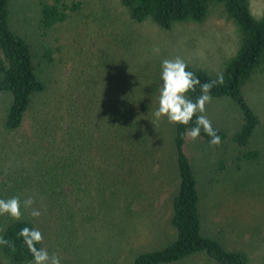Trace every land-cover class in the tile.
<instances>
[{
  "label": "trees",
  "instance_id": "1",
  "mask_svg": "<svg viewBox=\"0 0 264 264\" xmlns=\"http://www.w3.org/2000/svg\"><path fill=\"white\" fill-rule=\"evenodd\" d=\"M36 1L39 3V27L46 32L78 14L83 6L80 0ZM117 1L133 25L150 22L165 31L178 23H202L212 8L222 7L227 19L235 24L240 42L235 56L220 72L223 83L215 85L210 95L230 98L239 107L242 125L230 138L224 131L213 127L221 138L219 146H211V138L203 130L193 144L215 155L211 156L214 158L211 161L216 160L213 165L216 175L228 172L231 148L234 153L232 161L236 163L234 170L242 172V166L257 165L256 161L262 157L264 160V145L251 147L260 120L242 93L243 87L264 77V11L260 18H255L251 14L250 0ZM11 2L0 0V93L10 99L0 115V199L19 196L23 201L32 198V207L41 213L44 210L42 204L50 201L55 207L52 215L55 219L66 212L71 216L72 211L81 212L75 210L74 206L81 204L79 190L84 184L87 187L96 185L111 200L112 214L116 215L122 210L121 215L134 225L132 231L124 232L128 242L132 238L136 240L140 235V224L143 223L140 221L153 213H160L157 205H160L163 190L156 186L162 176V162L154 151L155 142L149 121L154 119L161 85L149 90H129L128 85L126 92L113 73L110 76L112 93L106 98L110 101L107 102V113L101 108L100 98L95 97L96 104L94 100L87 102L85 99L82 91L91 84L84 83L81 89L78 68L73 69L64 90L53 92L57 88L37 71V56L31 45L11 28ZM122 41L124 38H111L107 45ZM48 51L51 53V50ZM187 70L194 72L201 84L216 80L220 75L191 67ZM102 81L107 79L103 78ZM200 94V87L197 86L196 91L188 95L195 101ZM88 113L92 121L86 116ZM27 117L31 122L28 130L23 128ZM106 118L110 122L107 129L104 127ZM194 126L193 120L187 126L172 124L171 127L178 184L166 208L170 210V224L175 237L160 249L136 253L133 264H191L197 258L205 260L207 264L248 263L243 252L227 250L216 240L202 234L196 161L193 155L185 152V147L192 140L183 136ZM222 156L225 158L222 159ZM100 166H107V171L101 170ZM237 184H240V180ZM238 187L236 185V189ZM119 205H122L121 209ZM31 210L23 209L19 221L8 215L0 216V228L5 229L0 231V237L15 245V251L0 245V260L5 263L30 264L33 260L18 234L25 227L40 230L39 226L44 228L46 224L41 215L36 220L30 214ZM82 226L83 223L75 227L81 230ZM57 239L62 242L59 247L64 244V250L71 248L72 243H63L58 235ZM72 242L76 244L73 238ZM120 251H116L115 255ZM53 252L58 255L59 248Z\"/></svg>",
  "mask_w": 264,
  "mask_h": 264
},
{
  "label": "rangeland",
  "instance_id": "2",
  "mask_svg": "<svg viewBox=\"0 0 264 264\" xmlns=\"http://www.w3.org/2000/svg\"><path fill=\"white\" fill-rule=\"evenodd\" d=\"M80 1L83 6L78 14L46 32L39 27L38 1L12 0L10 25L15 33L27 39L31 45L37 56V71L44 80H49V84L57 88L53 92L64 90L73 69L78 68L81 89L84 88V83L91 84L82 91L85 99L87 102L94 100L96 104V98H100L103 110H106L107 102H110L106 98L112 93L110 76L113 73L126 92L128 85L129 90L156 89L162 85L161 63L164 59L180 57L188 67L218 75L239 48L240 34L235 24L227 19L222 7L212 8L202 23H178L165 31L150 22L133 25L117 0ZM250 10L255 18H260L264 11V0H250ZM111 38H124V41L107 45ZM157 47L160 50L158 54L153 51ZM103 78L107 81H102ZM242 93L248 106L260 120L251 147H262L264 77L243 87ZM9 102V97L0 93L1 116ZM158 106L159 104L157 108ZM206 115L212 126L224 131L229 138L242 125L239 107L228 97H211V102L206 105ZM86 116L92 119L89 113ZM149 122L155 142L154 151L162 162V176L156 186L163 190L160 205H157L160 213H153L140 221L143 223L140 224L139 237L128 242L125 233L132 231L134 225L121 215L122 210L116 215L112 214L111 200L96 185L87 187L84 184L79 190L81 204L74 206L75 210L81 212L72 211V216L66 212L64 216L61 214L54 219L52 215L55 207L50 201L43 203L41 218L46 227L39 226L44 235L43 247L49 254L55 253L53 251L59 248L61 264H133L136 253L160 249L174 239L170 210L166 208L170 195L175 193L174 189L178 184L172 123L166 118L158 122L152 119ZM30 125L27 117L23 128L28 130ZM108 125L110 122L106 118L104 127L107 129ZM193 143L194 141H190L185 152L193 155L196 161L195 173L197 172L201 195L202 234L216 240L227 250L243 252L248 258L247 264H264L263 157L256 161L257 165L254 163L251 167L242 166L240 172L234 170L236 163L232 161L234 153L231 148L228 172L216 175L213 173L216 160L211 161L214 154ZM220 154H217L218 158ZM100 167L107 171V166ZM239 180L240 184H237ZM236 185H239L238 189ZM119 207L121 209L122 205ZM82 223V229L78 230L75 226ZM61 233L63 235L60 236ZM57 235L63 243H72L71 248L64 250V244L59 247L62 242L57 239ZM72 238L76 244L72 242ZM119 250L121 251L116 256L115 252ZM0 264L8 263L0 260ZM191 264L207 263L197 258Z\"/></svg>",
  "mask_w": 264,
  "mask_h": 264
},
{
  "label": "clouds",
  "instance_id": "3",
  "mask_svg": "<svg viewBox=\"0 0 264 264\" xmlns=\"http://www.w3.org/2000/svg\"><path fill=\"white\" fill-rule=\"evenodd\" d=\"M155 53H159V48H154ZM187 63L180 57L164 59L161 63L162 85L159 88L158 108L154 111L155 121L166 118L169 123L187 126L195 123L194 127L188 129L183 136L195 141L199 138L201 130L207 134L211 146H219L221 138L218 130L214 129L211 120L206 115V105L211 102V89L223 83L222 74L216 80L201 84L194 72L187 70ZM200 87L201 94L193 101L189 98V93L196 91ZM153 124V123H152ZM34 200L26 198L21 201L19 196L8 199H0V216L8 215L12 219L19 221L23 216V209L31 208L33 217H40L41 212L32 207ZM5 229L0 228V231ZM24 241L27 250L32 255L30 264H61V258L56 253L49 254L46 248L37 247L43 244V234L38 228L25 227L18 234ZM0 245L8 246L15 251L12 241L0 237Z\"/></svg>",
  "mask_w": 264,
  "mask_h": 264
}]
</instances>
